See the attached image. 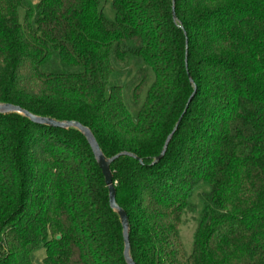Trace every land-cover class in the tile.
Segmentation results:
<instances>
[{
  "label": "trees",
  "instance_id": "16d2710c",
  "mask_svg": "<svg viewBox=\"0 0 264 264\" xmlns=\"http://www.w3.org/2000/svg\"><path fill=\"white\" fill-rule=\"evenodd\" d=\"M106 2L0 0V103L120 154L136 264H264V0H112L114 20ZM41 249V264H127L85 135L0 113V264Z\"/></svg>",
  "mask_w": 264,
  "mask_h": 264
},
{
  "label": "water",
  "instance_id": "95a60500",
  "mask_svg": "<svg viewBox=\"0 0 264 264\" xmlns=\"http://www.w3.org/2000/svg\"><path fill=\"white\" fill-rule=\"evenodd\" d=\"M173 15L174 18H176V14H175V10H173ZM191 101V99H190ZM0 113L3 114H10V113H19L22 115L27 116L28 118H30L31 120L38 122V123H42V124H46L49 126H53V127H62V128H70V127H74L79 129L87 138L92 151L94 153V156L102 170V173L105 177V182L106 185L109 189V200H110V206L112 209H114L115 211H117L120 215L121 218V222L123 225V236H124V242H125V249H124V257L125 260L127 262V264H136V262L133 260V258L131 257V253H130V237H129V220H128V215L126 213V211L124 209H122L116 200V188L115 185L113 183V173L111 170V164L113 163V161H115L119 156L116 155L114 157L111 158H107L104 153L102 152L100 145L98 144L94 134L92 133V131L84 126L83 124H81L80 122H76V121H58L56 119L50 118V117H42V116H37L34 115L32 113H30L29 111L23 109L20 106L17 105H13L10 103H0ZM176 129V128H175ZM174 131L170 134V136L167 139L166 142V146L168 145L170 139L172 138ZM166 148V147H165ZM164 152H162V154L158 157V159H160L163 155Z\"/></svg>",
  "mask_w": 264,
  "mask_h": 264
},
{
  "label": "rangeland",
  "instance_id": "374dc122",
  "mask_svg": "<svg viewBox=\"0 0 264 264\" xmlns=\"http://www.w3.org/2000/svg\"><path fill=\"white\" fill-rule=\"evenodd\" d=\"M104 13L105 15L111 19H115V10L113 8L112 0H107L104 6ZM199 192H195L193 196V200L196 204L197 210L195 212L192 211H187L183 215V221H182V226H181V238L183 241V244L185 246V249L187 252H191L192 250V244H193V236L195 233V230L197 228V219L199 215V209L201 207L200 205V199H199ZM45 256V249H41L36 253V260L38 264H41L42 259Z\"/></svg>",
  "mask_w": 264,
  "mask_h": 264
}]
</instances>
